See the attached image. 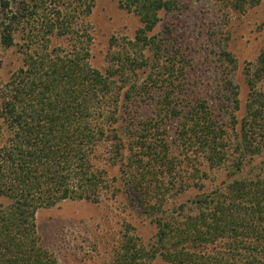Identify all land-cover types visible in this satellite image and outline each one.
<instances>
[{"label":"trees","instance_id":"trees-1","mask_svg":"<svg viewBox=\"0 0 264 264\" xmlns=\"http://www.w3.org/2000/svg\"><path fill=\"white\" fill-rule=\"evenodd\" d=\"M93 3L0 0L1 43L20 46L23 56L22 68L0 89V198L7 201L0 207V264H59L42 243L37 213L64 201L96 203L110 191L107 172L93 163L100 149L120 166L126 186L135 182L150 194L142 182L157 147L148 143L150 126L134 129L132 108L141 104L178 120L177 140L186 158L198 161L195 172L207 164L232 177L177 216L158 219L155 246L162 251H147L149 264H264V165L254 178L243 176L264 152V48L232 137L222 114L234 118L240 106L233 82L213 98L196 95L186 85L190 61L172 29L154 34L178 0H127L142 28L119 49L113 41L103 71L90 64L83 24ZM231 3L243 11L250 0ZM221 58L236 66L228 51ZM161 146L157 154L168 160L170 146ZM124 252L119 264H137L140 251Z\"/></svg>","mask_w":264,"mask_h":264},{"label":"rangeland","instance_id":"rangeland-1","mask_svg":"<svg viewBox=\"0 0 264 264\" xmlns=\"http://www.w3.org/2000/svg\"><path fill=\"white\" fill-rule=\"evenodd\" d=\"M178 4L173 12L161 14L154 34L172 29L174 41L190 61L186 85L196 95L213 98L226 81L233 82L240 106L234 110V118H229L230 112H224L222 117L234 137L237 131L234 129H238L245 115L249 74L256 68L264 48V0H250L243 11L233 8L231 0H178ZM83 24L90 35V64L101 71L108 66L113 41L119 49L133 41L142 28L139 17L128 8L127 0H94ZM19 47L6 48L0 40V89L22 68ZM223 50L232 54L235 67L221 58ZM132 109L135 131L143 133L141 129L150 126L152 136L148 143H155L157 147L147 167L149 174L142 182L150 194L143 195L144 189L135 182L126 186L120 166L113 165L107 150L100 149L93 163L107 172L110 191H104L96 203L64 201L37 213L42 243L59 264H119L127 247L141 252L137 264H149L145 253L162 251L155 246L159 236L158 219L177 216L180 207H189L232 181L225 168L212 169L203 164L201 172L192 169L199 163L195 157L186 158V152L180 147L176 134L178 120L159 116L154 106L141 104ZM163 142L171 149L168 160L157 154ZM263 165L264 152L247 164L243 176L254 178ZM157 201H163V205H156ZM6 203L0 198V207Z\"/></svg>","mask_w":264,"mask_h":264}]
</instances>
